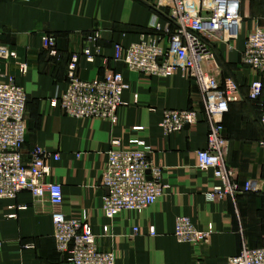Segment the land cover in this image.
I'll use <instances>...</instances> for the list:
<instances>
[{
    "label": "crops",
    "instance_id": "obj_1",
    "mask_svg": "<svg viewBox=\"0 0 264 264\" xmlns=\"http://www.w3.org/2000/svg\"><path fill=\"white\" fill-rule=\"evenodd\" d=\"M169 1L0 0V43L17 54L16 59L0 60V80L13 76L27 95L24 160L36 146L60 154L59 160L48 161L47 180L62 186L64 215L85 218L97 235L98 248L112 251L116 264H222L243 248L264 246V129L258 110L264 108V72L241 61L247 34L256 27L264 31V0H240L238 37L217 43L215 61L204 64L219 81L232 77L239 86L240 98L229 102L222 118L228 139L225 161L239 184L252 180L254 186L214 200L208 196L217 184L213 172L197 166V151L205 148L210 127L197 81L181 72L149 76L114 60L115 43L127 46L165 34ZM95 31L99 38L90 44L87 37ZM45 35L55 38L57 56L44 48ZM86 45L94 61L80 57L82 79L116 71L128 85L116 124L71 117L50 106V100L65 88L71 55H81ZM17 62L26 63L25 74ZM255 79L263 89L253 102L246 95ZM169 108L195 109L199 121L165 135L159 122L162 111ZM112 140H119L122 149L145 151L161 169L164 189L141 212L123 210L108 218L101 209L108 193L101 173ZM51 211L47 199L36 204L27 190L13 199H0V264H68L56 250ZM178 216H187L198 229L209 231L208 239L178 242L174 236ZM151 227L154 234L149 232Z\"/></svg>",
    "mask_w": 264,
    "mask_h": 264
},
{
    "label": "built area",
    "instance_id": "obj_2",
    "mask_svg": "<svg viewBox=\"0 0 264 264\" xmlns=\"http://www.w3.org/2000/svg\"><path fill=\"white\" fill-rule=\"evenodd\" d=\"M165 34H157L149 40L127 46L114 44V60L123 62L129 70L149 76L168 77L181 72L199 84L204 96L205 110L210 127L206 146L197 151V166L212 170L217 184L208 194L219 199L238 195L254 188L252 180L243 184L237 181L236 172L226 166L228 139L223 133V115L229 102L240 98L237 82L232 77L221 81L204 67L215 61V46L238 37L242 24L240 0H170ZM169 26H172L170 29ZM160 29L159 24H155ZM2 31L0 30V35ZM99 38L95 31L87 37L88 43ZM44 48L51 56H57L55 38L44 36ZM94 61L90 45L82 54H72L67 64L65 88L50 100L51 107L75 118H101L117 123V111L122 104V93L128 88L122 74L106 72L102 77L82 79L79 76L80 57ZM16 51L0 43V60L16 59ZM241 61L259 73L264 72V31L258 27L250 31L244 41ZM22 74L27 71L24 62H17ZM259 79L249 85L246 98L256 102L262 94ZM27 95L13 76L0 80V199H13L20 191L27 190L36 204L47 199L51 205L53 238L56 250L68 264H116L112 251H102L88 222L67 218L62 206V186L48 181L51 167L49 160H59L60 154L36 146L24 160L23 145L26 135ZM259 122L264 129V108H258ZM195 109L169 108L162 111L159 128L163 134L182 131L197 124ZM101 182L108 193L103 197L102 212L112 218L123 210L141 212L152 205L162 194L161 169L154 166L142 150L122 149L119 140H112L107 160L101 173ZM106 230V228H105ZM137 231V228L134 229ZM149 232L154 234V228ZM210 232L198 229L187 216H178L174 236L181 243H201ZM2 241H0V254ZM222 264H264V246L243 248Z\"/></svg>",
    "mask_w": 264,
    "mask_h": 264
}]
</instances>
